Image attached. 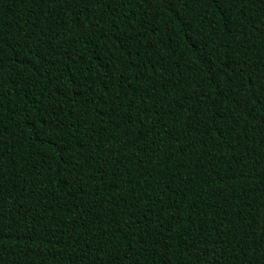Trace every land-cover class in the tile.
I'll use <instances>...</instances> for the list:
<instances>
[{
    "label": "trees",
    "instance_id": "1",
    "mask_svg": "<svg viewBox=\"0 0 264 264\" xmlns=\"http://www.w3.org/2000/svg\"><path fill=\"white\" fill-rule=\"evenodd\" d=\"M0 264H264V0H0Z\"/></svg>",
    "mask_w": 264,
    "mask_h": 264
}]
</instances>
